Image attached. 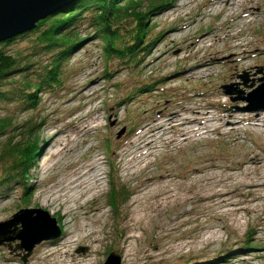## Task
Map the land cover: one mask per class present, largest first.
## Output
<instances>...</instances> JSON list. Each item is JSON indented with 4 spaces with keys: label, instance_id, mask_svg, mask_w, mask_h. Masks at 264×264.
<instances>
[{
    "label": "rangeland",
    "instance_id": "1",
    "mask_svg": "<svg viewBox=\"0 0 264 264\" xmlns=\"http://www.w3.org/2000/svg\"><path fill=\"white\" fill-rule=\"evenodd\" d=\"M149 24L157 26L154 35L165 34L136 68L105 67L103 40L84 22L78 28L84 44L64 64L61 89L41 94L33 110L16 112L14 104L0 102V116L15 111L18 121L36 123L40 155L31 171L30 208L47 212L61 230L60 238L36 246L26 264H104L110 253L121 264H207L219 256L224 264H264V139L245 122L250 113H240L248 107L240 98L264 84V0H175ZM35 37L26 34L4 47L21 68L30 63V73L51 55L33 48ZM16 75L20 82L25 71ZM224 86L233 94L225 95ZM195 110L222 117L223 127L204 136L166 131L134 167L129 152L145 124L171 115L181 124ZM224 111L242 122H227ZM52 135L58 157L47 147ZM91 164L100 169L95 188L72 202L63 197L75 168ZM112 178L129 192L115 212L106 196ZM215 186L227 192L220 197L244 203L201 199ZM50 188L59 198L43 205ZM22 193L18 185L0 188V222L23 205ZM253 199L260 202L246 203ZM249 232L255 248L242 250ZM17 244L0 247V264H22Z\"/></svg>",
    "mask_w": 264,
    "mask_h": 264
},
{
    "label": "trees",
    "instance_id": "2",
    "mask_svg": "<svg viewBox=\"0 0 264 264\" xmlns=\"http://www.w3.org/2000/svg\"><path fill=\"white\" fill-rule=\"evenodd\" d=\"M174 2L175 0L74 1L61 11L38 22L31 32L0 44V102L14 104L16 112L33 110L38 107L41 94H55L61 89L64 77L68 75L64 64L69 55L84 44L85 40L78 37V28L83 26L84 22L90 30H94L95 38L103 40L105 67L115 64L119 68L125 67L129 70L136 68L143 56L149 53L165 34L162 30L154 35L152 32L157 26L150 25V20L172 8ZM26 34L36 36L33 48L51 54L45 65H39L40 67L31 73L28 71L32 66L30 63L21 68L17 55L4 51L6 45ZM119 68L117 70H123ZM107 69L105 74H110L111 69ZM20 70L25 71V75H21L22 81L18 82L19 79L12 76H18L16 74ZM154 84L156 83L148 84L147 87ZM145 88L142 86L137 92H132L138 93ZM132 96L129 95L125 99L128 100ZM15 111L0 116V140L3 141L0 145V188L20 186L23 205L18 208L19 211L30 208V195L33 190L31 171L40 155V142L36 134V123L32 118L18 121ZM131 129L132 127L129 128ZM108 145L106 143L105 147ZM109 188L106 195L107 205L115 212L126 202L129 192L121 181L114 178L111 179ZM253 241L255 237L249 232L241 241L242 250L255 248ZM223 262L219 256L210 259L207 264Z\"/></svg>",
    "mask_w": 264,
    "mask_h": 264
},
{
    "label": "water",
    "instance_id": "3",
    "mask_svg": "<svg viewBox=\"0 0 264 264\" xmlns=\"http://www.w3.org/2000/svg\"><path fill=\"white\" fill-rule=\"evenodd\" d=\"M76 0H0V44L35 29L38 22L61 11ZM264 81V78L262 79ZM225 95H232L231 87H223ZM248 110H264V84L247 98H240ZM123 131L118 135L121 136ZM61 235L56 220L39 208L21 209L6 221L0 222V247L23 251L19 256L26 264L36 246L55 240ZM12 254V253H10ZM120 256L110 253L104 264H121Z\"/></svg>",
    "mask_w": 264,
    "mask_h": 264
},
{
    "label": "bare ground",
    "instance_id": "4",
    "mask_svg": "<svg viewBox=\"0 0 264 264\" xmlns=\"http://www.w3.org/2000/svg\"><path fill=\"white\" fill-rule=\"evenodd\" d=\"M218 1H220V2L224 1V2H228V3L230 2V0H218ZM248 60H249L248 56H246L244 58L242 57V59H241V61H239V63L244 64ZM185 111H187V110H185ZM198 112H199L198 110H195L194 113H190V114H193V116L190 118L182 117L180 119L181 124L177 123L178 115L175 117H172V115H171L170 118L169 119L167 118L166 120L164 119L163 116H160L163 118V121H161L160 123L158 121H156L155 119H151L147 124H145V128H143L140 135L137 137V143L132 146V148L129 152V155H130L129 161H131L132 164H134V167L139 165L141 162H144V159L149 152L148 150L153 148L155 141L159 140L163 134H166V131H169L171 129L183 128V130L181 131L182 135L204 136L205 134L209 133L210 131H213L214 129H216L215 131L218 132V131H220L221 127H223L222 124H218V123L222 122V117L219 118L218 115H207L208 111H206L205 113H201V114L200 113L198 114ZM215 113H217V112H215ZM223 113L229 115V116H225L227 118V122H229V123L233 122V120H235L234 123H241L242 122V121L236 120L234 117L235 115H232L231 113H229L227 111H224ZM240 113H244V114L250 113V115L247 116V119L245 122H247V124H249V127H251L255 132L262 134L263 139H264V110L251 111V110L246 109ZM194 114H197V115H194ZM222 116L224 117V115H222ZM214 123H216L218 125L216 126V125H214ZM193 124H196L195 128H194V126H192ZM212 127L214 129H212ZM231 129L237 130L238 128L234 127V128H230V130ZM222 135H224V134L222 133ZM55 140H56V138L54 137V135H52V138L50 139V141L47 142L48 143L47 147L50 148L49 153L54 154L56 157H58V156H60V154H59L60 150L56 151V149H54V147L57 146V145L54 146L55 143L58 142ZM166 140H169V138H167ZM61 151H63V148L61 149ZM45 153H46V150L43 151L44 155H45ZM50 156H52V155H50ZM258 161H259V166H260L262 164V162H260L261 160H258ZM74 172H75V175H74L73 179L67 184L66 188L63 189V191L61 192L62 196L66 197V198L68 197L69 201H71V202H72V200H75V198L77 196L81 195L82 192L84 193L86 190H91V189L95 188L96 183H98L100 180V169L97 168L94 164L87 165L85 167L82 166L80 168L76 167ZM253 185H254V183H250L247 186L253 187ZM257 185H258V183H257ZM261 185H262V187L264 186V177H263V182ZM215 187L204 190L203 195H202L203 197H201V199H203L204 201H207L209 203H212L214 205L227 203L229 201H230V203L228 205H233V206L234 205H241L244 203V202H241V201H243L242 199L231 201V198L226 199V197H220L221 195L226 194L227 192H222V190H220L223 188L218 189L217 186H215ZM253 191H256V190H253ZM46 194H47L48 198L42 200L43 205H45V204L48 205L49 202L51 203L52 201H56L59 198V196L57 195V192L55 191L54 188H50ZM259 202L260 201L253 199V200L247 201L246 203L250 204V203H259ZM58 238H60V236ZM58 238H56V239H58ZM55 240H51V241H55ZM67 243H71V241L68 240ZM224 263H225V261H224Z\"/></svg>",
    "mask_w": 264,
    "mask_h": 264
},
{
    "label": "flooded vegetation",
    "instance_id": "5",
    "mask_svg": "<svg viewBox=\"0 0 264 264\" xmlns=\"http://www.w3.org/2000/svg\"><path fill=\"white\" fill-rule=\"evenodd\" d=\"M19 257V256H18Z\"/></svg>",
    "mask_w": 264,
    "mask_h": 264
}]
</instances>
